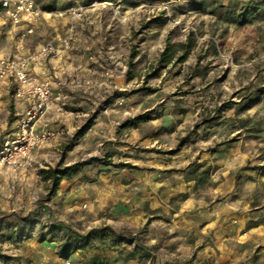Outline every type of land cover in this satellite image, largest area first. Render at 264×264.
Instances as JSON below:
<instances>
[{
  "label": "rangeland",
  "instance_id": "obj_1",
  "mask_svg": "<svg viewBox=\"0 0 264 264\" xmlns=\"http://www.w3.org/2000/svg\"><path fill=\"white\" fill-rule=\"evenodd\" d=\"M250 1L36 0L72 72L56 77L61 137L0 173V264H264V0Z\"/></svg>",
  "mask_w": 264,
  "mask_h": 264
},
{
  "label": "built area",
  "instance_id": "obj_2",
  "mask_svg": "<svg viewBox=\"0 0 264 264\" xmlns=\"http://www.w3.org/2000/svg\"><path fill=\"white\" fill-rule=\"evenodd\" d=\"M67 13L77 19L80 17L71 9ZM44 14L36 0H0V19L13 28L23 29L14 53L0 58V82L13 83L12 98L18 104L13 132L0 144V173L26 172L34 165L38 152L61 137L60 118L67 85L44 71L58 50L46 45L28 56L19 51V41L40 32ZM69 44V39L65 38L60 47L67 49ZM67 75L69 73H60V77Z\"/></svg>",
  "mask_w": 264,
  "mask_h": 264
},
{
  "label": "crops",
  "instance_id": "obj_3",
  "mask_svg": "<svg viewBox=\"0 0 264 264\" xmlns=\"http://www.w3.org/2000/svg\"><path fill=\"white\" fill-rule=\"evenodd\" d=\"M45 20L46 19H44L43 16L40 32L36 36L34 37L26 36L22 41H19L21 42L19 44V51L21 55L28 56L29 54L35 53L41 47L50 45L51 42L59 43L58 48L61 49L60 47V42H62L61 38L63 37L64 40L65 39L64 37H66L67 34L62 35L61 32H57V29H55L51 23L45 22ZM55 30L56 32H54ZM21 34H23L22 28H13L12 26H9L6 23H4L2 19H0V58L10 57L14 53L16 42H18L17 39ZM75 43H76L75 46L76 51H78V49H80L79 47L82 46V42H78L77 40V42ZM62 54L64 57L66 52L61 53L60 57L57 55L55 56V58L52 57L47 62V65L44 69V71L50 72L54 78L60 77V73L62 70L60 69V66L62 65V59H63ZM63 61L66 63V66H68L67 60L63 59ZM52 63H54V66H52ZM64 70L66 71V73L72 72L70 67H66V69ZM9 93H10V87L8 86L7 82H0V98L3 96L8 97ZM16 107L18 108L17 104Z\"/></svg>",
  "mask_w": 264,
  "mask_h": 264
},
{
  "label": "trees",
  "instance_id": "obj_4",
  "mask_svg": "<svg viewBox=\"0 0 264 264\" xmlns=\"http://www.w3.org/2000/svg\"><path fill=\"white\" fill-rule=\"evenodd\" d=\"M246 1H248L249 6H253V3L250 0H246ZM51 174H52L51 178L55 179L56 175H58V172H52Z\"/></svg>",
  "mask_w": 264,
  "mask_h": 264
}]
</instances>
